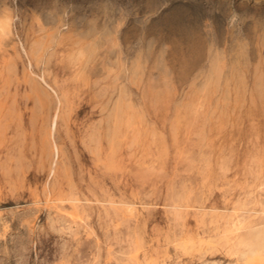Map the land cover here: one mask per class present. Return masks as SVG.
<instances>
[{"label":"rangeland","instance_id":"rangeland-1","mask_svg":"<svg viewBox=\"0 0 264 264\" xmlns=\"http://www.w3.org/2000/svg\"><path fill=\"white\" fill-rule=\"evenodd\" d=\"M0 264H264V0H0Z\"/></svg>","mask_w":264,"mask_h":264},{"label":"bare ground","instance_id":"bare-ground-1","mask_svg":"<svg viewBox=\"0 0 264 264\" xmlns=\"http://www.w3.org/2000/svg\"><path fill=\"white\" fill-rule=\"evenodd\" d=\"M259 251V250H258ZM258 251H256V252H258ZM250 262H251V260H250Z\"/></svg>","mask_w":264,"mask_h":264}]
</instances>
